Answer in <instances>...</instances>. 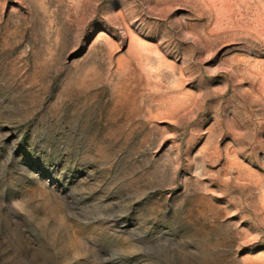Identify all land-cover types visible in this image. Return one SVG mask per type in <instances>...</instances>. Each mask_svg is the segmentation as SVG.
<instances>
[{
    "label": "rangeland",
    "instance_id": "obj_1",
    "mask_svg": "<svg viewBox=\"0 0 264 264\" xmlns=\"http://www.w3.org/2000/svg\"><path fill=\"white\" fill-rule=\"evenodd\" d=\"M0 264H264V0H0Z\"/></svg>",
    "mask_w": 264,
    "mask_h": 264
}]
</instances>
